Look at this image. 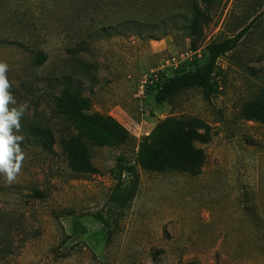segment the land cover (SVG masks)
I'll return each instance as SVG.
<instances>
[{
	"label": "rangeland",
	"instance_id": "1",
	"mask_svg": "<svg viewBox=\"0 0 264 264\" xmlns=\"http://www.w3.org/2000/svg\"><path fill=\"white\" fill-rule=\"evenodd\" d=\"M251 23L219 60L217 93L155 102L160 82L205 66L209 44ZM0 61L17 90L35 86L14 96L28 104L17 134L40 130L21 143L17 179L0 175V264H264V0H0ZM62 77L77 85L66 105L83 109L82 97L102 121L57 113L64 86L43 80ZM101 124L134 144L94 146L85 134ZM181 132L203 151L196 169L141 168L136 147ZM63 138L96 172L71 169Z\"/></svg>",
	"mask_w": 264,
	"mask_h": 264
},
{
	"label": "trees",
	"instance_id": "2",
	"mask_svg": "<svg viewBox=\"0 0 264 264\" xmlns=\"http://www.w3.org/2000/svg\"><path fill=\"white\" fill-rule=\"evenodd\" d=\"M253 24L251 23L244 29H242L236 36L227 38L222 41L213 42L207 46L208 52V62L205 66L197 68L192 71H185L174 76L167 78L166 80L159 83L157 86V93L155 95V102L158 105H163L171 102L180 94L193 90L200 89L205 94L211 96L218 92L219 90V60L234 52L245 38V36L251 31ZM45 58H42L39 64H43ZM45 86L49 88L54 87V84L58 83L63 85L61 96H58L56 103L57 113L67 120H72L74 124L82 122L84 120L89 121H102L100 118L94 115H88L85 112L89 111L90 107L88 100L82 99V97L76 98V103L82 105V108L76 107L74 104L66 105L72 100L71 90L76 88L77 85L68 77H62L61 79H44ZM17 86H12L11 92L14 96L23 99H29L34 95V84L32 83H22L20 84V90L16 89ZM68 88V89H67ZM264 117V112L261 114ZM107 121H113V119L108 118ZM264 122V118L262 120ZM173 120L169 119L164 121L158 129L167 128L171 125ZM100 129L91 130L86 132L85 136L92 142L94 146H110V145H122L126 142L133 143L135 140L129 138L127 132L119 131V129H110L104 125H100ZM37 132L39 129L35 127L24 128V137L22 142L31 143L32 138L37 140L39 137ZM199 137V136H198ZM197 138L193 137L191 132H181L180 134H172L165 139L164 144L161 148L153 147L152 144L148 142L141 143L137 152V161L141 168L145 170H164L168 168H187L196 169L204 159L203 151L198 150L194 146V142ZM43 141L41 138L38 142ZM21 142V143H22ZM62 151L67 155L69 161V166L75 172L80 173H94L96 169L90 163V153L83 147H77L72 143H67L63 138L60 142ZM128 171L122 161L119 162L115 169V175L117 184L110 197L111 201L117 206L123 204L128 188L123 187V176L124 173ZM130 173L133 170L129 169ZM197 264V263H191Z\"/></svg>",
	"mask_w": 264,
	"mask_h": 264
},
{
	"label": "clouds",
	"instance_id": "3",
	"mask_svg": "<svg viewBox=\"0 0 264 264\" xmlns=\"http://www.w3.org/2000/svg\"><path fill=\"white\" fill-rule=\"evenodd\" d=\"M9 65L0 61V175L8 184L13 183L21 172L26 159L21 148L24 137L21 119L28 111V104L18 103L10 89Z\"/></svg>",
	"mask_w": 264,
	"mask_h": 264
}]
</instances>
